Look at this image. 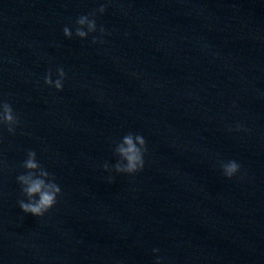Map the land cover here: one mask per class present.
<instances>
[{"label": "water", "instance_id": "1", "mask_svg": "<svg viewBox=\"0 0 264 264\" xmlns=\"http://www.w3.org/2000/svg\"><path fill=\"white\" fill-rule=\"evenodd\" d=\"M101 4L110 35L63 36ZM0 100V264H264V0H0ZM129 132L144 168L108 183ZM28 150L62 190L39 218Z\"/></svg>", "mask_w": 264, "mask_h": 264}, {"label": "clouds", "instance_id": "2", "mask_svg": "<svg viewBox=\"0 0 264 264\" xmlns=\"http://www.w3.org/2000/svg\"><path fill=\"white\" fill-rule=\"evenodd\" d=\"M106 11V4H101L86 15H80L75 20V32L64 26L63 36L71 39L73 36L85 39L91 33L99 31L101 36L110 35L103 26L97 28V13L103 14ZM103 43L96 36H92L91 43ZM57 79H52V72L49 70L43 77L44 84L54 88L56 91H62L65 71L63 67L56 69ZM20 125V118L14 112L10 103L0 100V129L6 130L10 135H15L16 128ZM231 131V129H229ZM236 130H241L237 125ZM113 154L117 158L115 164L109 165L105 162L102 167L104 171L109 172L108 183L114 181L112 172L116 174L134 175L144 168V156L147 151L145 138L141 134L131 132L124 135L118 142H114ZM222 174L231 179L239 170L240 164L234 160L226 163H220ZM20 167L25 172L16 176V182L20 185L21 195L25 199L18 200V207L25 214H31L37 218L43 217L51 208L57 204V197L62 194L61 187L56 183L55 177L50 174L36 159V152L28 150L26 159ZM159 249H153V253ZM156 264H160V258H157Z\"/></svg>", "mask_w": 264, "mask_h": 264}]
</instances>
